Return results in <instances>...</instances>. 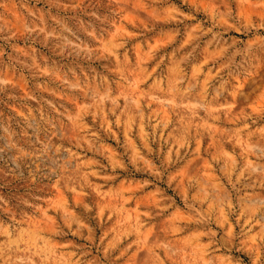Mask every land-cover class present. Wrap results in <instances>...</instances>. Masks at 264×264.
Masks as SVG:
<instances>
[{
    "label": "rangeland",
    "instance_id": "374dc122",
    "mask_svg": "<svg viewBox=\"0 0 264 264\" xmlns=\"http://www.w3.org/2000/svg\"><path fill=\"white\" fill-rule=\"evenodd\" d=\"M0 264H264V0H0Z\"/></svg>",
    "mask_w": 264,
    "mask_h": 264
}]
</instances>
